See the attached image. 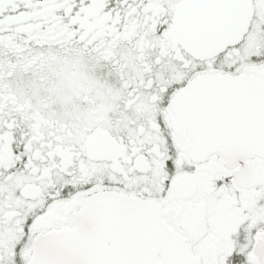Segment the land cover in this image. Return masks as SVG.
Masks as SVG:
<instances>
[{
  "label": "snow or ice",
  "instance_id": "obj_1",
  "mask_svg": "<svg viewBox=\"0 0 264 264\" xmlns=\"http://www.w3.org/2000/svg\"><path fill=\"white\" fill-rule=\"evenodd\" d=\"M0 264H264V0H0Z\"/></svg>",
  "mask_w": 264,
  "mask_h": 264
}]
</instances>
